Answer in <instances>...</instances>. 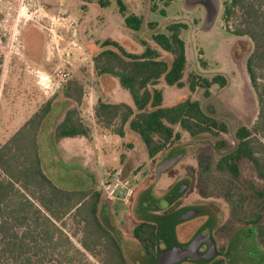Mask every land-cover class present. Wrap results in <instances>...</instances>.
Masks as SVG:
<instances>
[{
	"label": "rangeland",
	"instance_id": "374dc122",
	"mask_svg": "<svg viewBox=\"0 0 264 264\" xmlns=\"http://www.w3.org/2000/svg\"><path fill=\"white\" fill-rule=\"evenodd\" d=\"M228 1L216 0L217 14L210 28L205 29V9L199 5L189 7L186 0H121L123 15L116 0H0V145L51 100L52 109L38 136L42 170L61 189L89 187L101 193L100 220L113 236L121 239L126 257H135L138 252L130 245L136 220L134 205L142 189L150 187L159 213L170 206L200 210L198 219L179 228L181 239L188 238L207 215L221 248L217 259L223 260L229 249L233 261L241 259L237 264H264V198L259 199L256 194L264 192V181L257 177L252 166L247 161L240 163L239 185L248 196L247 211L259 213V225L242 226L231 217L223 198L201 194V169L207 164L215 171L220 154L214 149L216 142L225 141L227 150L234 143L235 131L240 127L251 128L258 113L245 72L251 44L247 38L236 37L226 30L222 14ZM161 9L165 16L160 14ZM127 15L142 19L139 31L125 27L123 16ZM170 22L187 26L180 33L186 67L183 88L167 86L163 80L155 86L162 92V105L170 107L189 99L199 102L202 109L212 107L214 117L225 125L227 133L190 137L178 126L173 127L179 140L172 151H181L183 155L156 181V167L164 160L163 156L148 159L138 135L126 128L125 136L119 138L96 122L94 108L98 100L131 105V99L116 79L96 76L92 57L102 51L100 44L105 40L114 41L133 54L143 51L140 41H144L158 52L161 60L169 63L171 57L152 42V31L146 25L157 23L154 31L165 33L164 27ZM217 74L223 75L228 83L224 88L211 86L208 99L204 98L202 88L189 89L190 76L211 79ZM72 79L84 88L77 109L80 120L90 130L88 141L85 137L52 138V128L63 111L73 107L60 93L62 86ZM90 142L92 146L98 145L95 152ZM260 143L258 155L264 158V140L260 139ZM180 183L187 184L185 193L180 197L171 195ZM166 196L175 199L171 201ZM59 226L70 243L62 249L68 250L73 264H102L101 258L96 259L82 249V231L69 217ZM232 233L235 237L230 240Z\"/></svg>",
	"mask_w": 264,
	"mask_h": 264
},
{
	"label": "trees",
	"instance_id": "16d2710c",
	"mask_svg": "<svg viewBox=\"0 0 264 264\" xmlns=\"http://www.w3.org/2000/svg\"><path fill=\"white\" fill-rule=\"evenodd\" d=\"M116 1L123 15L124 5L121 0ZM160 14L165 16L164 10L161 9ZM123 17L128 30H140L143 24L140 17ZM222 19L228 32L247 38L251 44L245 72L256 97L258 113L251 128L240 127L235 131L234 143L227 150L225 141L216 142L214 149L220 154L215 171L207 164L201 169V194L223 198L230 207L231 217L242 226L250 227L260 224V215L247 211L248 196L239 185V178L240 163L247 161L264 181V158L258 155L262 149L260 139L264 140V0H229L224 3ZM146 27L152 31V42L168 54L171 61L161 60L158 52L144 41H140L143 47L140 54L125 52L114 41H103L102 51L92 57L96 76L116 79L128 92L131 105L98 100L94 118L120 138L124 137L126 128L138 135L148 159L159 156L166 159L179 140L173 127L178 126L190 137L219 136V133H227V128L216 120L212 107L202 109L197 101L187 99L170 107L162 105V92L155 88L160 80L167 86L183 88L186 55L180 33L187 26L170 22L164 27L165 33L154 31L157 23H147ZM227 83L221 74L211 79L190 76L189 89L202 88L204 98L208 99L211 86L224 88ZM60 93L73 107L63 111L52 129V138H88L90 130L80 120L77 109L84 96L82 84L69 80ZM51 109L52 102L48 100L0 145V264H73L68 250L62 249L70 243L59 226L68 217L82 231V249L96 259L101 258L102 264H158L164 250L153 249L154 231L143 221L147 210L154 209L158 203L150 187L142 189L134 205V215L139 221L132 236L140 249L135 257H126L119 240L100 220L101 193L93 188L61 189L44 174L38 136ZM256 194L257 198H264V192ZM234 237L232 233L230 240ZM240 260L233 261L226 249L223 260L181 264H237Z\"/></svg>",
	"mask_w": 264,
	"mask_h": 264
},
{
	"label": "water",
	"instance_id": "95a60500",
	"mask_svg": "<svg viewBox=\"0 0 264 264\" xmlns=\"http://www.w3.org/2000/svg\"><path fill=\"white\" fill-rule=\"evenodd\" d=\"M185 3L189 7L199 5L205 9V29H209L218 11V4L216 0H186ZM182 155L183 153L181 151L170 153L166 159L159 163L156 167V181L159 180L162 174L173 168L181 159ZM187 187L188 186L186 183H180L172 189L170 194L180 197L185 193ZM166 199L172 201L175 198L170 199L168 196H166ZM154 209L156 211L159 210L158 203ZM197 215V213H194L192 217H196ZM202 242L205 243L208 248L204 253H200L198 249ZM162 255V259L159 260L158 264H181L208 261L220 256V253L216 249L210 230L206 229L202 234H199L192 242L188 243L187 245H183L179 249L164 250Z\"/></svg>",
	"mask_w": 264,
	"mask_h": 264
},
{
	"label": "flooded vegetation",
	"instance_id": "af4514ba",
	"mask_svg": "<svg viewBox=\"0 0 264 264\" xmlns=\"http://www.w3.org/2000/svg\"><path fill=\"white\" fill-rule=\"evenodd\" d=\"M174 213H177V214H174ZM194 213H197L198 215L196 217H192ZM156 214L157 215L155 214L144 215V220H143V221H146L147 225L150 228H152V230L154 231L155 242H154L153 249H162V250L179 249L181 246L187 245L188 243L192 242L199 234H202L206 229H209L213 236L216 249L219 253H221V251L219 250L221 248L218 247V244L214 238L213 233L215 231H214L213 223L208 221L209 219L207 215H204V217H202L204 219L203 222L200 223L191 232L192 234L190 233L188 238L184 240L180 238L181 235L179 234V228H181L186 223H191L192 221H195L196 219H198L200 215V210L198 208L181 207L180 209H175L174 207L171 206L165 211L160 212V213L157 212ZM211 226H212V229L209 228ZM136 227L137 226H135V228ZM198 249L200 253H204L206 249L208 248H207V245L202 242V244H200ZM217 258H219V256L214 259H217ZM194 263H197V262H194Z\"/></svg>",
	"mask_w": 264,
	"mask_h": 264
},
{
	"label": "crops",
	"instance_id": "0c3cea01",
	"mask_svg": "<svg viewBox=\"0 0 264 264\" xmlns=\"http://www.w3.org/2000/svg\"><path fill=\"white\" fill-rule=\"evenodd\" d=\"M53 129V128H52ZM124 136H125V134H124ZM91 137V135H89L88 136V138H87V141L89 140V138ZM8 138V137H7ZM6 138V139H7ZM120 138V137H119ZM95 141V140H94ZM89 145H90V147L92 148V150H93V152H95L96 150H97V148H98V145L96 144L95 146H92V144H91V142L90 143H88ZM92 172H96V171H92ZM89 188V187H88ZM88 188H84V189H88ZM167 203H169L168 201H166ZM143 207L145 208L146 207V205L145 204H143ZM157 213V211L155 210V209H152V208H149L148 210H147V214H155V215H157L156 214ZM136 217V216H135ZM134 221H135V226H137L138 225V222L137 221H139V219H137L136 218V220L134 219ZM118 240H119V243H120V245L123 247V245H122V241H121V239L120 238H118V237H116ZM132 242L130 243V245H133L134 247H135V249H140V247L138 246V244H137V242L133 239V236H132ZM125 243V242H124ZM127 243V242H126ZM134 249V248H133Z\"/></svg>",
	"mask_w": 264,
	"mask_h": 264
},
{
	"label": "built area",
	"instance_id": "2783aa9c",
	"mask_svg": "<svg viewBox=\"0 0 264 264\" xmlns=\"http://www.w3.org/2000/svg\"><path fill=\"white\" fill-rule=\"evenodd\" d=\"M63 77H65V75H63Z\"/></svg>",
	"mask_w": 264,
	"mask_h": 264
}]
</instances>
